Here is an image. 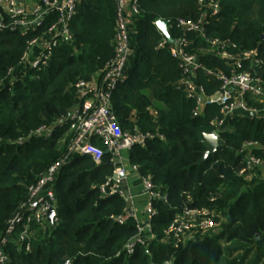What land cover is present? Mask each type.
I'll list each match as a JSON object with an SVG mask.
<instances>
[{
	"label": "trees",
	"instance_id": "trees-1",
	"mask_svg": "<svg viewBox=\"0 0 264 264\" xmlns=\"http://www.w3.org/2000/svg\"><path fill=\"white\" fill-rule=\"evenodd\" d=\"M217 1L220 12L209 19L207 36L230 39L239 49L257 48L264 62V0ZM115 8L116 0L79 1L70 22L71 40L53 49L45 67L31 69L12 87L0 89V229L26 201L27 187L68 154L74 131L67 124L56 127L50 139L17 141L65 116L75 100V83L96 75L113 57ZM138 9L127 78L112 92L111 108L122 130L137 126L163 136L128 152L140 173L151 176L156 189L168 195L166 203L156 204L155 237L148 246L138 245L133 255H126L123 247L135 227L108 219L126 203L117 197L102 199L97 191L112 173L108 153L100 163L84 155L60 170L54 227L38 233L28 253L9 246L11 264H62L65 258L74 264H264V181L238 175L246 165L243 143L256 141L264 146V119L231 118L230 130L220 133L224 146L200 162L204 136L211 133L209 122L219 116V108L207 106L203 114H192L194 104L175 87L178 62L167 49L157 48L161 36L153 24L157 19L170 23L195 19L197 0H138ZM55 19L50 14L41 28L26 36L0 31V77L18 64L26 40L41 35ZM170 34L175 37L179 31ZM203 62L208 67L221 65L213 58L205 57ZM198 78L207 94L217 87L202 73ZM250 102L260 106L255 99ZM96 145L105 150L100 141ZM252 154L264 162V147ZM186 204L214 210L225 221L220 231L197 235L174 248L163 241L164 230Z\"/></svg>",
	"mask_w": 264,
	"mask_h": 264
},
{
	"label": "built area",
	"instance_id": "built-area-1",
	"mask_svg": "<svg viewBox=\"0 0 264 264\" xmlns=\"http://www.w3.org/2000/svg\"><path fill=\"white\" fill-rule=\"evenodd\" d=\"M79 1L0 0V31H18L21 36H26L41 28L50 14L56 15L55 21L45 32L26 40L18 64L0 77V89L12 87L31 69L45 67L53 49L61 41L71 40L70 22ZM197 5L195 19L178 18L173 23L168 22L169 34L170 30L179 31L175 37L170 34L173 43L156 27L161 36L157 48L167 49L170 56L177 60L180 77L175 87L194 104V116L203 114L210 105L219 108V116H213L209 123L213 128L211 133L220 137L221 132L230 130L229 120L233 117L264 119V62L257 48L239 49L230 39L208 37L207 23L219 14V2L197 0ZM138 14V0H116L113 57L96 75L75 83V100L65 116L53 125L40 126L26 137L18 139V144L33 137L50 139L56 127L63 124L74 131L68 154L50 165L27 187L26 201L20 204L0 229V264H11L9 246L28 253L37 234L52 226L47 214L51 208L57 210L55 184L60 170L66 163L84 155L100 163L104 152L108 153L112 173L98 184L97 191L102 199L117 197L126 203L121 212L108 216L117 225L130 224L135 227V234L123 247L126 255H133L138 245L146 247L154 239L152 221L159 213L156 204L166 203L168 195L156 189L151 176L140 173L139 166L130 162L128 152L135 145L144 147L148 140L156 136L162 139L163 136L156 132H143L137 126L129 131L122 130L111 108L112 92L127 78L133 55V20ZM158 20L161 19L153 21V24ZM199 41L203 42L202 46H198ZM205 57L217 59L221 65L208 67L203 62ZM200 73L217 82V87L210 94L199 82ZM253 99L260 103L259 107L250 102ZM96 141H100L105 150L97 146ZM263 147L256 141L243 143L242 148L247 152L246 165L238 171V175H246L249 180L255 177L264 181V162L252 154L254 149ZM135 182L142 189L139 195L133 192ZM137 196H143L142 204L136 201ZM223 221L225 219L214 210L186 204L168 223L163 241L177 248L194 240L197 235L220 231ZM56 222L55 215L54 224ZM166 263L173 264L171 261ZM62 264L74 263L65 258Z\"/></svg>",
	"mask_w": 264,
	"mask_h": 264
},
{
	"label": "water",
	"instance_id": "water-1",
	"mask_svg": "<svg viewBox=\"0 0 264 264\" xmlns=\"http://www.w3.org/2000/svg\"><path fill=\"white\" fill-rule=\"evenodd\" d=\"M168 20H158L156 22V27L160 32L164 34V36L168 39L170 43L174 42V39L170 36L167 25H168ZM251 115H254V113H251ZM205 149L202 153V157L200 159V162L204 161L209 155L214 154L219 148H222L224 146V141L214 133H208L204 136V141ZM56 215V210L54 208H51L47 214L48 221L50 224H52V227H54V216ZM168 264V263H164Z\"/></svg>",
	"mask_w": 264,
	"mask_h": 264
},
{
	"label": "crops",
	"instance_id": "crops-1",
	"mask_svg": "<svg viewBox=\"0 0 264 264\" xmlns=\"http://www.w3.org/2000/svg\"><path fill=\"white\" fill-rule=\"evenodd\" d=\"M133 192H134L135 194H138V195H139L140 193H142L141 186L139 185L138 182H135V183H134ZM136 201H137L139 204H142V203L144 202L143 196H137Z\"/></svg>",
	"mask_w": 264,
	"mask_h": 264
},
{
	"label": "rangeland",
	"instance_id": "rangeland-1",
	"mask_svg": "<svg viewBox=\"0 0 264 264\" xmlns=\"http://www.w3.org/2000/svg\"><path fill=\"white\" fill-rule=\"evenodd\" d=\"M212 81H214V80H212ZM215 82V81H214ZM210 106H215V107H217L216 105H210Z\"/></svg>",
	"mask_w": 264,
	"mask_h": 264
}]
</instances>
